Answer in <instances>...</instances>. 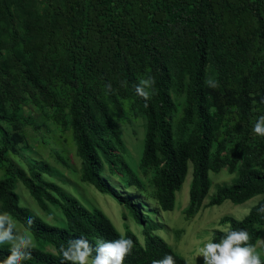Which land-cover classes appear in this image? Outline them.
<instances>
[{
  "label": "trees",
  "instance_id": "obj_1",
  "mask_svg": "<svg viewBox=\"0 0 264 264\" xmlns=\"http://www.w3.org/2000/svg\"><path fill=\"white\" fill-rule=\"evenodd\" d=\"M30 1L34 7L36 0ZM52 1L40 22L19 16L26 31L36 37L24 47L29 51L37 44L59 42L64 48L61 77L72 90L68 112L81 160L80 179L127 206L142 226L143 242L128 227L119 233L99 208L83 206L57 183L44 178L43 173L50 170L47 163L27 166L24 173L2 159L0 213L8 212L28 227L39 244L24 264H67L59 249L81 236L93 244L97 239L131 238L135 247L124 264H152L169 254L175 264H188L153 232L161 225L142 214L130 197L121 196L103 175L105 170L121 172L126 183L138 191L145 187L119 155L124 143L117 120L128 110L141 114L145 121L138 169L148 178L158 206L164 211L173 209L175 194L191 164L184 213L187 217L194 215L209 191V172L225 167L236 176L216 188L208 205L225 200L241 204L259 195L243 218L225 215L220 219L226 229L247 231L249 243L255 246L264 225V213L258 212L264 205V137L253 134L252 128L264 113V56L248 60L247 38L239 28L234 32L226 28L227 17L241 7L240 0H219L223 5L218 0ZM241 1L255 8L256 14L251 16L264 27V0ZM12 4L15 12H24L22 0H0V15H6L7 20L13 18L9 24L17 33ZM27 69L30 74L36 73L34 67ZM149 75L156 80L157 94L146 106L136 95L135 85ZM95 78L99 80L97 87ZM209 78L218 87H209ZM121 81L127 86H121ZM108 84L112 92L107 90ZM173 93L182 94L184 100V113L176 125ZM234 115L231 128L219 133L218 126ZM7 118L0 114V119ZM3 140L8 143L10 137L4 135ZM14 178L25 186L40 209L46 210L49 205L58 208L63 222L49 223L22 205L12 187ZM28 218L33 221L31 225ZM224 234L217 229L211 239L219 242ZM47 245L52 250L46 249ZM8 248L0 246V261L6 259Z\"/></svg>",
  "mask_w": 264,
  "mask_h": 264
},
{
  "label": "rangeland",
  "instance_id": "obj_2",
  "mask_svg": "<svg viewBox=\"0 0 264 264\" xmlns=\"http://www.w3.org/2000/svg\"><path fill=\"white\" fill-rule=\"evenodd\" d=\"M244 2L240 0L241 7L231 13L230 17H227L228 14L225 12L224 17L228 18L226 28L232 29L231 32L239 28L240 34L247 38L249 60L253 56H264V27L257 25L251 16L256 14L255 8L246 7ZM52 3V0H36L33 7L30 0H22L24 12L17 9L15 12L12 4L14 29L17 33H14L9 24L13 18L9 17L7 20L6 15L4 17L0 15V114L8 117L0 119V178L4 176L2 159L9 161L24 173H27V166L47 163L50 170L48 173H43L44 178L57 183L75 196L83 206L99 208L119 233L123 234L128 227L142 243V226L130 209L109 194L98 191L93 185L80 179L81 160L72 137L68 112L72 90L63 83L61 77L65 60L64 48L59 42H50L49 46L47 42L37 44L29 51L24 47V44L31 45L36 37L26 31L25 25L23 26L22 21H19L21 19L19 16L24 15L27 20L34 19L40 22L45 11L51 9ZM220 3L223 5L222 2ZM259 32L263 35L262 41ZM28 40H31V43ZM257 44L259 47L255 48ZM51 61L54 63L52 64ZM31 67L36 70L35 74L29 73L27 68ZM93 81L97 87L99 80L95 78ZM173 97L177 104L173 113V122L176 125L184 113V100L182 94L173 93ZM124 100L128 102L127 98ZM234 118L235 115L223 125H219L218 132L231 128ZM117 121L124 143V150L119 152V155L133 168L145 187L138 191L126 183L121 172L110 173L105 170L104 177L121 196L130 197L131 201L139 206L142 214H147L161 225L153 232L160 235L188 264H203V258L199 257L203 243L211 239L213 231L226 229V225L221 224L220 219L225 215L236 219L243 218L260 196L251 197L241 204H233L225 200L219 205L209 206V198L216 188L229 184L236 176V173H229L224 167L218 172H209L211 185L202 206L194 215L187 217L184 210L189 199L188 190L191 180V164H189L186 178L175 194L173 209L162 210L153 198V189L148 183V178L142 176L138 169L144 134L143 116L128 110ZM13 134H17L18 137H13ZM4 135L10 137L8 143L4 142ZM57 154L62 156L64 161H60ZM12 187L22 205L30 208L49 223L63 222L58 208L49 205L46 210L40 209L19 179H13ZM19 226L24 228L20 223ZM260 230L261 235L255 248L260 256L264 257V225ZM35 242L38 246L36 240ZM46 249L52 250V247L47 245Z\"/></svg>",
  "mask_w": 264,
  "mask_h": 264
},
{
  "label": "clouds",
  "instance_id": "obj_3",
  "mask_svg": "<svg viewBox=\"0 0 264 264\" xmlns=\"http://www.w3.org/2000/svg\"><path fill=\"white\" fill-rule=\"evenodd\" d=\"M211 88L218 87L215 80L209 78L206 81ZM156 80L149 75L140 79L135 85L136 95L143 98L147 106L156 94ZM121 86H127L126 81H121ZM107 90L112 92V85H107ZM253 132L264 137V115L260 116L254 126ZM258 212L264 213V205ZM33 223L28 218L27 224ZM224 236L219 242L212 239L204 242L199 251V257L203 258V264H264L260 253L250 241V236L245 230L223 229ZM8 245L9 254L0 264H24L31 258L32 251L36 248L34 234L28 227H20L8 212L0 213V246ZM135 243L131 238L121 236L115 240L97 239L95 244L83 236L72 239L67 247L61 246L59 252L62 261L67 264H124L125 259L132 254ZM152 264H175L172 255H166L161 260H154Z\"/></svg>",
  "mask_w": 264,
  "mask_h": 264
}]
</instances>
